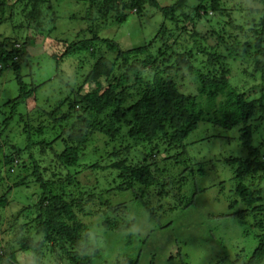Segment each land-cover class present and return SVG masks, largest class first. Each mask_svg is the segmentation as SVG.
<instances>
[{"label":"trees","instance_id":"1","mask_svg":"<svg viewBox=\"0 0 264 264\" xmlns=\"http://www.w3.org/2000/svg\"><path fill=\"white\" fill-rule=\"evenodd\" d=\"M82 2L85 6L76 11ZM188 2L102 0L99 9L95 0H0V76L12 70L18 85V94L4 103L5 116L0 108V264H45L53 254L59 256L57 264H140L147 231L132 216L134 229L124 227L118 210L126 202L110 194L130 191L139 200L145 190L156 189L168 205L174 200L178 208H196L203 215L198 198L212 186L203 185L205 170L184 158L190 135L201 125L207 132L214 127L238 135L244 153L224 160L232 174L214 185L226 199L215 201L228 203L221 216L234 214L241 235L256 243L245 264H264V156L253 144L254 122H264V0H255L263 17L250 28L237 18L236 10L244 13L238 1ZM66 4L73 9L69 17ZM147 4L160 9L163 22L144 45L124 49L103 33L102 24L121 26L132 12L147 15ZM207 18L212 25L200 29ZM38 27L53 34L60 29L72 39L54 40L60 51L51 55L52 78L37 81L30 73L27 81L23 68L30 66L31 40L20 35ZM175 28L185 39L173 37ZM7 29L11 32L5 35ZM105 49L114 56L106 58ZM186 81L195 92L184 87ZM12 129L18 130L16 142L9 138ZM100 141L112 149L92 167L124 157L104 167L117 169L122 180L104 191L84 188L82 173L75 170ZM15 193L24 198L16 202ZM19 201L23 206L8 213ZM141 204L163 229L165 214L158 211L163 207L151 211L145 201ZM118 231L125 233V242L120 247L117 238L107 255L97 242ZM18 253L31 255L32 261L22 263Z\"/></svg>","mask_w":264,"mask_h":264},{"label":"rangeland","instance_id":"2","mask_svg":"<svg viewBox=\"0 0 264 264\" xmlns=\"http://www.w3.org/2000/svg\"><path fill=\"white\" fill-rule=\"evenodd\" d=\"M97 7L100 9L102 0H95ZM161 6L170 5L177 0H158ZM240 9H243L244 13H239L238 10L235 12L238 14L237 18L246 28L253 26V23L257 22L260 18L263 17L261 10V5L255 0H235L234 3H237ZM196 0H190L189 4H194ZM232 3V2H231ZM230 3V4H231ZM57 5V3H56ZM64 11H67L65 17H69V10L73 11L72 7L68 4L64 5ZM85 6L82 2L81 5L75 8L76 11H80L81 8ZM147 15L141 16L135 15L133 12L129 13L126 21L122 22V25L115 26L116 24L109 22L108 24L100 25L102 28L106 27L103 33L107 36H114V39L119 42L122 48L129 49L132 47H137L144 45L154 33H158V26L163 22V16L160 9L147 4ZM234 7V6H233ZM259 8L258 11H256ZM245 10V11H244ZM49 11V10H48ZM99 14V10H96ZM50 16L54 15L52 10L49 11ZM235 13V14H236ZM207 20L202 19L199 22L198 27L200 29H206L212 25ZM54 21V20H53ZM52 21V22H53ZM105 21V19H104ZM22 22V19L16 20V24ZM51 22V23H52ZM111 27V28H110ZM173 37H181L185 39L183 32L177 31V28L174 30ZM177 31V32H176ZM10 30H5V35L9 34ZM251 32V31H250ZM13 34V32L11 33ZM63 35V32L60 29L54 28L51 32H48L44 28L38 27V29H29L23 30L22 39L25 40V37H28L31 40V44L28 49L31 52L30 66L26 65L23 68V73L25 75L33 73L34 79L37 81L48 80L52 78L56 73V62L51 57L53 53H58L60 49L56 47V38ZM69 35V34H68ZM63 35L64 38L70 36ZM254 35V34H253ZM58 36V37H57ZM234 36V32H233ZM256 36V35H255ZM252 39L251 43L255 42V37ZM72 39V37H70ZM69 39L67 42L69 43ZM240 37L237 38V42ZM234 41V39H233ZM244 41V40H243ZM235 42V43H237ZM159 43H163L159 40ZM61 45H64L63 43ZM253 52V49H250ZM103 53L108 57L114 56V53L103 50ZM242 61V60H241ZM247 63L243 62L242 67ZM91 64L85 67L89 68ZM247 66V65H246ZM234 72H241L242 68H239L236 65H233ZM69 72L72 71L69 67ZM67 77L66 75H64ZM27 81L29 77L27 75ZM54 85L57 83L52 81ZM188 81L185 82L184 87H188L191 92H195V87H189ZM260 79H256V85H260ZM187 85V86H186ZM18 94V85L16 82L15 74L12 70H6L0 76V108L6 112L8 108L3 107L4 103ZM3 116L0 117L2 119ZM257 124L253 136V144L261 152L260 154L264 156V122H254ZM209 130V128L207 129ZM205 131L204 127L201 125L196 131H194L188 140L187 152L184 155V158L187 160L194 161L193 164L196 165V170L202 169L205 170L206 176L202 180L203 185L212 186L203 196L198 198V206L200 207L203 215L200 212H197L196 208L191 210L180 209L176 206V201L169 203L159 200L158 192L156 189L153 191L143 192V196L138 200V196L134 198L129 192L130 191H121L118 194H110V198L120 203L126 204L124 208L123 205L118 210V216H121L118 220L123 222V226H130L133 230V226L130 224V217H133V220L140 224L141 228L147 231L148 245H142L144 249L141 257L140 264H151V258L156 254L155 264H245L246 256L251 253L256 247V243L252 239H246L244 235H241V225L237 222L236 218L231 217L229 213L226 217L221 216L222 213L227 212L228 203L223 202L222 205L216 202L218 197L223 201H226L224 194L219 195L220 188L214 186L219 184L222 180L227 179L232 174L231 167L228 166L224 160L231 155H243L244 149L239 144L238 135H235L232 131H219L216 128H212L209 132ZM18 130L12 129L9 133V138L16 142L18 139ZM213 135L211 138L209 135ZM235 135V136H234ZM92 149L97 148L96 151L91 153V149L83 154L81 159L79 170L82 173L81 180L84 188H96L98 191H104L109 189L114 185H119V182L122 180L118 177V170L113 168H104L107 165L113 163L116 159H122L124 157H114L108 158L106 161L101 162V166L94 168L92 167L95 162L99 161L100 158H107V153L112 149L111 147L104 146L102 141L95 142ZM119 143V142H118ZM59 148L60 145H57ZM115 147V146H114ZM50 156L46 158L47 161L50 160ZM138 158H135V161H138ZM73 169V170H74ZM67 170L62 171L61 175L64 177L67 175ZM198 176L201 177L200 173L197 172ZM192 184L194 185V179L191 177ZM230 186V185H229ZM196 187V186H195ZM230 188V187H229ZM226 188L225 190H228ZM33 188L28 192L31 194ZM139 195L142 192L138 191ZM219 195V196H218ZM24 198V195L15 193L13 195L16 198ZM231 198V197H230ZM160 199H163L160 197ZM170 199H175L173 196H170ZM110 200V199H109ZM142 202H146L150 210L157 209V207L162 206L163 210H158L159 214L164 213L165 216L161 217L163 219V229L157 227L154 221L150 217V212L147 211ZM23 206L19 201V206L8 208V213H14L18 211ZM171 210L172 212H169ZM215 215L218 218H208L207 216ZM221 216V217H220ZM87 222L94 221L97 219L91 217L90 220L85 218ZM126 221H125V220ZM127 219H129L127 221ZM96 220V221H95ZM94 225V224H93ZM121 229V227H120ZM115 234L110 237L106 236L98 240V247L103 250L105 248L108 252L113 246L117 245V238H120V247L124 244L125 233L114 232ZM96 240L93 241L95 243ZM96 244V243H95ZM61 253V250H60ZM105 255V257H107ZM104 257V258H105ZM59 259L58 254H53L51 257L47 258L45 264H57ZM18 260L24 263L26 260L32 261L31 255L27 253H18Z\"/></svg>","mask_w":264,"mask_h":264}]
</instances>
